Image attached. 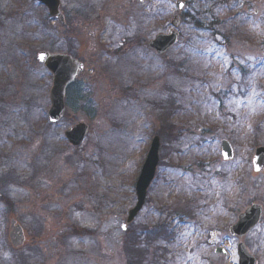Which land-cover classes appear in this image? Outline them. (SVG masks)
<instances>
[{
  "label": "rangeland",
  "instance_id": "rangeland-1",
  "mask_svg": "<svg viewBox=\"0 0 264 264\" xmlns=\"http://www.w3.org/2000/svg\"><path fill=\"white\" fill-rule=\"evenodd\" d=\"M175 1L61 0L63 25L35 0H0V264H152L145 254L156 264L160 253L163 264H237L239 241L264 264V170L251 164L264 147V0H184L181 11ZM175 16L176 45L146 49ZM41 50L84 65L54 125ZM76 93L87 109L70 101ZM169 107L174 143L158 135ZM79 121L88 131L75 148L63 132ZM154 135L155 178L122 229ZM252 203L263 208L259 224L230 235ZM11 220L25 235L16 249ZM151 227L150 240L141 231Z\"/></svg>",
  "mask_w": 264,
  "mask_h": 264
},
{
  "label": "water",
  "instance_id": "water-1",
  "mask_svg": "<svg viewBox=\"0 0 264 264\" xmlns=\"http://www.w3.org/2000/svg\"><path fill=\"white\" fill-rule=\"evenodd\" d=\"M38 1L45 5L50 16L61 18L58 11L59 0ZM183 6V1L178 0L175 2V7L178 11H180ZM177 19V16H175L171 22L173 27L177 26ZM178 36L179 34L176 30H171L169 33H159L154 39L147 41L145 46L152 49L156 54L162 55L177 42ZM36 59L52 74V83L49 90L50 107L48 109V119L50 122H57L64 113L63 99L65 90L67 86L74 81L77 74L82 71L83 64L69 55L49 53L46 51L38 52ZM87 130L88 126L86 123L78 122L72 128L66 130L64 136L72 146H78L82 143ZM158 148L159 139L157 136H154L135 183L136 202L135 205L128 210L126 223L131 222L142 208L147 188L154 177L158 163ZM220 148L224 160L232 158V148L227 140L221 141ZM252 166L255 172L264 169V147H257L255 149L252 158ZM261 215L262 207L259 204L254 203L245 208L244 211L237 215L236 222L230 226V234L238 238L243 237L259 223ZM122 227L124 228L125 225ZM8 238L13 247H19L23 244V230L14 220L10 221ZM215 252L223 253L222 250H215ZM237 254L238 264H256L255 259L248 253L243 243L238 244Z\"/></svg>",
  "mask_w": 264,
  "mask_h": 264
},
{
  "label": "trees",
  "instance_id": "trees-1",
  "mask_svg": "<svg viewBox=\"0 0 264 264\" xmlns=\"http://www.w3.org/2000/svg\"><path fill=\"white\" fill-rule=\"evenodd\" d=\"M187 14H185L184 16H186ZM80 94H77L76 93V96L74 95V97L72 98V100L73 99H75V101H80V100H82V101H84V103H85V105H86V109H87V104H89V103H87L88 101H86V99H87V95H84V96H79ZM77 99V100H76ZM72 100H70V101H72ZM174 103V100H173V98L172 97H166V100H165V104L166 105H168V106H170V107H174L173 104ZM151 104H154V102H151ZM158 104H159V102H158ZM157 104V105H158ZM175 104H177L176 102H175ZM170 107L169 108H167V110H169V118H161L162 119V126H161V128H160V132H158V135L160 136V138L163 140L164 138H168V135H172V137L169 139L172 143H174V141H176V136L174 135L175 134V132H176V125L173 123V122H171L170 121V115H171V113H174L175 111H176V108H174V109H171L170 110ZM162 109H164V107L162 108ZM162 115H163V112H162ZM161 115V116H162ZM168 116V113H166V117ZM165 120H167L166 122H164ZM177 133V132H176ZM178 135H180V132L178 131ZM2 199H6L5 197H2ZM9 204V203H8ZM164 228H166L165 230H164V232L165 233H171L170 232V230H169V227H164ZM148 230H146V229H143L144 231H141V235L143 236L144 234H146L147 235V237H148V239H152V234L154 233V231L153 230H155V233H156V228H147ZM153 238H154V236H153ZM137 240H139L140 241V238L139 237H136L135 236V242L137 241ZM130 244H131V246H135V247H137L136 246V244L137 243H133V242H130ZM159 252V250L157 251V253ZM145 258L147 259L146 261H149V260H152V264H153V257H149L148 255H146L145 254ZM155 258V260H156V264H158V263H160V264H163V261H162V259H161V253L160 254H158V260H157V258H156V256L154 257ZM155 264V263H154Z\"/></svg>",
  "mask_w": 264,
  "mask_h": 264
},
{
  "label": "flooded vegetation",
  "instance_id": "flooded-vegetation-1",
  "mask_svg": "<svg viewBox=\"0 0 264 264\" xmlns=\"http://www.w3.org/2000/svg\"><path fill=\"white\" fill-rule=\"evenodd\" d=\"M38 3V2H37ZM39 4V3H38ZM40 6H42V5H40ZM43 8H45L44 6H42ZM63 7H62V5H61V1H60V10H61V12H62V15H63V19L62 20H59V22H60V24H63V25H65L66 24V22H67V17H68V13L67 12H65L63 9H62ZM51 21H56L55 19H51V18H49ZM58 52V51H57ZM58 53H62V52H58ZM64 53V52H63Z\"/></svg>",
  "mask_w": 264,
  "mask_h": 264
}]
</instances>
